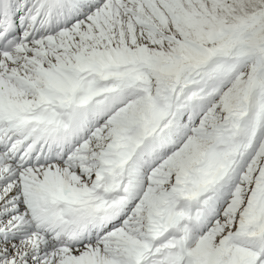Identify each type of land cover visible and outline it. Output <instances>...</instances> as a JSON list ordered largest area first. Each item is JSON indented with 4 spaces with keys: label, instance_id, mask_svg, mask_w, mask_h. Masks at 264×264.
<instances>
[{
    "label": "snow or ice",
    "instance_id": "1",
    "mask_svg": "<svg viewBox=\"0 0 264 264\" xmlns=\"http://www.w3.org/2000/svg\"><path fill=\"white\" fill-rule=\"evenodd\" d=\"M0 264H264V0H0Z\"/></svg>",
    "mask_w": 264,
    "mask_h": 264
}]
</instances>
